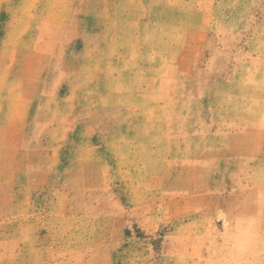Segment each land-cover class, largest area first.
<instances>
[{"label":"rangeland","instance_id":"1","mask_svg":"<svg viewBox=\"0 0 264 264\" xmlns=\"http://www.w3.org/2000/svg\"><path fill=\"white\" fill-rule=\"evenodd\" d=\"M0 264H264V0H0Z\"/></svg>","mask_w":264,"mask_h":264}]
</instances>
